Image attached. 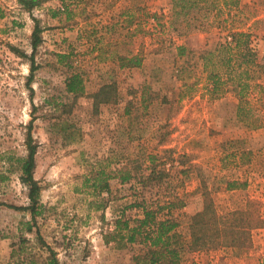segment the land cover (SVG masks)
I'll use <instances>...</instances> for the list:
<instances>
[{"label": "rangeland", "instance_id": "1", "mask_svg": "<svg viewBox=\"0 0 264 264\" xmlns=\"http://www.w3.org/2000/svg\"><path fill=\"white\" fill-rule=\"evenodd\" d=\"M34 1L0 0V264H46L40 239L58 264H141L144 245L116 237L114 220L131 225L142 206L174 220L178 264H257L264 0H179L181 9L171 0ZM232 32L247 33L252 61L231 63L227 77L220 51L204 68L202 51ZM209 71L220 75L214 89ZM74 73L82 90L70 94ZM103 85L108 101L95 100ZM30 119L39 191L28 230L17 160Z\"/></svg>", "mask_w": 264, "mask_h": 264}, {"label": "trees", "instance_id": "2", "mask_svg": "<svg viewBox=\"0 0 264 264\" xmlns=\"http://www.w3.org/2000/svg\"><path fill=\"white\" fill-rule=\"evenodd\" d=\"M21 4H23L26 8L30 6L36 5L37 2L34 0H18ZM174 7L179 9L183 8L179 2V0H171ZM234 1V0H230ZM193 4V3H191ZM39 27L37 24H34L30 36V47L31 51L28 55L29 57V68L27 74V81H30L32 78V72L36 69V64L33 61V52L40 41L39 37ZM229 40L224 41H216L210 46L208 49L202 51L201 60L202 65L207 66L212 63L209 62L210 56L214 54V52H223L221 56V63H224V67L227 70L228 76L233 77L234 69L231 66L237 61L236 65L248 64V62L252 61V48L249 45L248 35L245 32H232L229 35ZM135 63V61H133ZM246 71V70H245ZM244 71V73H245ZM233 73V74H231ZM206 79L212 83V88L216 87V84L220 81V75L217 72L209 71L206 75ZM65 91L70 94H75L77 92H81V80L76 73L69 75L64 83ZM108 86V85H107ZM107 86H101L97 92L93 94V98L95 100H104L108 101V96L103 94V90L107 88ZM110 88V87H108ZM31 119L27 123V131L25 133V148L26 154L18 158V170H19V182L25 188L26 197L29 201L27 206L17 207V209L27 210L30 216V223H26L27 229L30 230L31 226H34V216H35V197L39 191V186L37 181L33 178V169L35 166L34 162V153H35V144L31 142V136L29 133L30 130ZM120 182H125V176H118ZM232 184L228 183L227 185ZM105 187V183L103 184ZM167 209L170 208V204H167ZM14 207L15 206H9ZM160 207L156 206H148L141 207V216L133 219V223L130 225L128 221L124 218L118 217L114 220L115 225V234L116 237H120L124 239L126 243L136 242L138 244H143L144 249L142 250V254H140V259L138 262L141 264H178V247L176 246L174 239V234L172 230L175 227V222L169 215L159 218L158 213L160 211ZM203 210V209H202ZM212 210V209H211ZM170 213V210H166V214ZM202 212L196 211L190 215V235H192V240H196L199 235L194 234L192 228L198 227L200 229V224L202 222ZM219 221V219H218ZM36 234L37 229H36ZM38 235V234H37ZM119 235V236H117ZM40 239L39 235L37 236ZM40 242L43 246L46 247L48 251V259L46 264H58L56 258L54 257L53 250L45 244L40 239ZM257 264H264V256L258 259Z\"/></svg>", "mask_w": 264, "mask_h": 264}, {"label": "crops", "instance_id": "3", "mask_svg": "<svg viewBox=\"0 0 264 264\" xmlns=\"http://www.w3.org/2000/svg\"><path fill=\"white\" fill-rule=\"evenodd\" d=\"M71 1H72V0H71ZM106 1H107V0H104V2H103V5H104V6H108V4H107ZM51 2L56 3L57 6H59L60 3H61V1H58V0H51ZM45 3H48V0H47V1L45 0V1L42 2L41 4H45ZM54 16H55V15H54ZM54 18H56V16H55ZM64 19L68 21V19H67L66 17H65ZM60 30H61V31H66L67 29H66L65 27H62V28L60 27V28H57V29H56V31H60ZM71 31H72V30H71ZM120 185H122V184H120ZM138 212H139V211H138ZM140 213H141V212H140ZM140 215H141V214H140ZM140 215H137L136 217H139Z\"/></svg>", "mask_w": 264, "mask_h": 264}, {"label": "built area", "instance_id": "4", "mask_svg": "<svg viewBox=\"0 0 264 264\" xmlns=\"http://www.w3.org/2000/svg\"><path fill=\"white\" fill-rule=\"evenodd\" d=\"M228 40H229V36H228Z\"/></svg>", "mask_w": 264, "mask_h": 264}]
</instances>
